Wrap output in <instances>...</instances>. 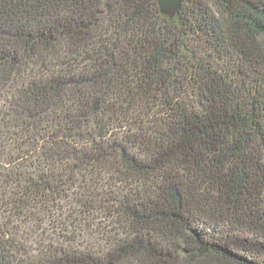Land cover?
<instances>
[{"label": "trees", "instance_id": "16d2710c", "mask_svg": "<svg viewBox=\"0 0 264 264\" xmlns=\"http://www.w3.org/2000/svg\"><path fill=\"white\" fill-rule=\"evenodd\" d=\"M0 208V264H264V0H0Z\"/></svg>", "mask_w": 264, "mask_h": 264}, {"label": "rangeland", "instance_id": "374dc122", "mask_svg": "<svg viewBox=\"0 0 264 264\" xmlns=\"http://www.w3.org/2000/svg\"><path fill=\"white\" fill-rule=\"evenodd\" d=\"M2 209H6L3 208ZM0 208V222L1 220L5 219L7 216V212H5L4 210H2ZM14 223H17V225L15 226L16 228H19V232L22 235L23 233H27L28 236H33V237H38V234H41L43 236H46L49 232V230L47 229L46 225L47 224H43L41 221H37L35 223H27V224H21L20 225V221H16L14 220ZM48 239H44V242H46ZM31 244L32 246H34V243H31V241L28 243Z\"/></svg>", "mask_w": 264, "mask_h": 264}, {"label": "water", "instance_id": "95a60500", "mask_svg": "<svg viewBox=\"0 0 264 264\" xmlns=\"http://www.w3.org/2000/svg\"><path fill=\"white\" fill-rule=\"evenodd\" d=\"M157 3L162 13L172 15L179 8L181 0H157Z\"/></svg>", "mask_w": 264, "mask_h": 264}]
</instances>
